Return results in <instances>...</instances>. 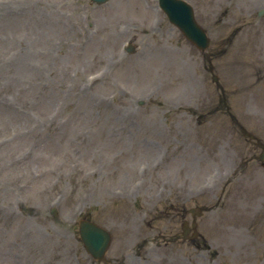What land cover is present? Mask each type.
I'll return each mask as SVG.
<instances>
[{
	"label": "rangeland",
	"instance_id": "1",
	"mask_svg": "<svg viewBox=\"0 0 264 264\" xmlns=\"http://www.w3.org/2000/svg\"><path fill=\"white\" fill-rule=\"evenodd\" d=\"M186 1L205 53L157 0H0V264H99L84 217L111 233L112 264H264V169L232 179L260 150L208 70L264 143V0ZM196 207L202 248L179 242Z\"/></svg>",
	"mask_w": 264,
	"mask_h": 264
},
{
	"label": "water",
	"instance_id": "2",
	"mask_svg": "<svg viewBox=\"0 0 264 264\" xmlns=\"http://www.w3.org/2000/svg\"><path fill=\"white\" fill-rule=\"evenodd\" d=\"M102 1V0H101ZM179 7L183 8V5H178ZM185 30V29H184ZM197 33L195 35V39L200 41L202 39L205 40L203 33L197 29ZM207 43L205 44V46ZM204 46V47H205ZM262 159H264V153L262 156ZM85 230H87L86 234L84 235V240L88 248L92 249L94 248L95 252L97 253V256L103 255L105 250L108 248L109 245V236L106 235L102 230L95 228L94 226L90 225L89 227H84ZM92 253H95L91 250Z\"/></svg>",
	"mask_w": 264,
	"mask_h": 264
}]
</instances>
